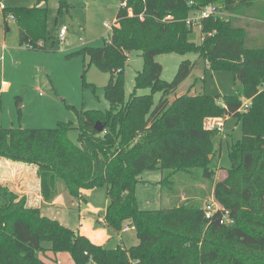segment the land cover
Instances as JSON below:
<instances>
[{
	"label": "trees",
	"instance_id": "16d2710c",
	"mask_svg": "<svg viewBox=\"0 0 264 264\" xmlns=\"http://www.w3.org/2000/svg\"><path fill=\"white\" fill-rule=\"evenodd\" d=\"M47 1L4 12L5 19L11 16L18 26L20 45L45 49L43 42L49 39ZM220 1L233 16L205 18L201 42L192 41L194 29L186 18ZM123 2L127 6H120L104 45L79 51L89 56L90 65L110 74L104 87L110 108L77 112V144L68 136L72 122L38 129L0 125V156L36 165L46 201L56 198L59 180L80 202L86 200L84 189L105 185L109 198L105 224L119 233L126 223H134L139 243L113 248L98 245L57 219L42 215L40 208L29 207L18 193L0 184V196L5 200L0 203V264H47L41 257L46 251L54 253L55 259L69 254L74 264L90 260L95 264H220L223 257L225 264H254L256 257L264 255V45L249 34L246 19L259 14L264 22V1ZM169 15L172 18L166 19ZM133 51H141L144 67L137 72L135 90L126 100L124 67ZM172 53H195L198 58L183 60L175 78L166 81L156 57ZM197 67L232 70L241 88L223 96V102L219 95H193L192 88L177 95L180 84ZM144 87L151 93L138 94V88ZM156 91L162 93L157 104L153 99ZM243 98L251 100L246 112L240 111ZM206 116H235L243 130L240 139L228 143L231 166L228 175L217 181L212 165L221 146L215 148L218 130L203 125ZM97 121L106 124L102 132L95 129ZM191 166L201 168L203 176L213 180L214 197L230 212L233 223H222L221 212L207 218V204L196 202L177 200L157 209L139 206L136 185L144 170H161L157 184L166 201L173 191L168 172ZM247 215L254 228L244 226Z\"/></svg>",
	"mask_w": 264,
	"mask_h": 264
},
{
	"label": "rangeland",
	"instance_id": "374dc122",
	"mask_svg": "<svg viewBox=\"0 0 264 264\" xmlns=\"http://www.w3.org/2000/svg\"><path fill=\"white\" fill-rule=\"evenodd\" d=\"M38 0H0V125L3 128H54L60 121L72 122L73 128L68 136L74 143H78L79 131L78 111L89 109L106 110L110 102L105 97L104 87L107 85L110 74L90 65L89 56L79 53L86 46L99 47L109 38L120 6L121 0H48V31L45 49H31L19 43V30L15 20L4 12L16 7H33ZM218 11L225 18L233 16L224 1L216 3ZM67 25L68 32L64 40L59 37L60 28ZM192 41L201 42L200 29L194 28L190 35ZM195 53L160 54L156 60L163 66L162 78L172 81L185 59L195 61ZM144 67V58L141 51L129 54V60L124 67L126 100H129L135 90L137 72ZM193 95H219V102H223L225 95L235 94L241 88L239 80L235 79L234 72L227 69L204 71L195 68L189 77L178 88L177 95L187 92ZM147 87L138 88V94H150ZM162 93H153L154 103L157 104ZM175 97L170 96L172 101ZM222 124L223 132L218 131L215 138V148L221 146L212 165L215 171L214 181L224 179L228 175L231 159L227 146L233 139H240L243 135L242 125L235 116L210 117L206 116L203 125L215 130ZM211 159L214 154H211ZM173 180L166 201L161 196L158 182L162 178L161 170H144L140 174V181L136 185V196L142 209H157L163 205H171L179 200L182 203L196 202L202 206L208 204L214 197L213 180L203 176L201 168L191 166L187 170H172L168 172ZM86 201L69 193L62 192V201L45 206L42 213L57 219L61 223L77 231L81 222H96V228L102 225L98 222L99 215H103L108 205L107 187L96 186L89 189ZM173 202H172V199ZM5 200L0 196V203ZM80 205V206H79ZM82 208L83 211L80 212ZM98 210L85 212L86 208ZM84 216V217H83ZM249 215L242 220L245 227L255 226L248 220ZM109 239L106 246L109 248L126 245L131 247L139 243L136 230L119 233L108 231ZM226 243V242H225ZM232 247L231 242H227ZM236 252V251H235ZM237 253V252H236ZM54 253L46 251L41 254L47 264H54L61 260L62 264H74L69 254L53 257ZM254 264H264V255L255 258ZM225 264L224 257L219 261ZM87 264H95L90 260Z\"/></svg>",
	"mask_w": 264,
	"mask_h": 264
},
{
	"label": "crops",
	"instance_id": "0c3cea01",
	"mask_svg": "<svg viewBox=\"0 0 264 264\" xmlns=\"http://www.w3.org/2000/svg\"><path fill=\"white\" fill-rule=\"evenodd\" d=\"M258 17H261V15L259 14H256L254 16L250 15L247 16L246 20H248L247 22H249L250 24L249 34L252 37L258 39L260 44L264 45V22L259 20ZM0 184L18 193L21 198H24L26 200V204L29 207L40 208L41 212L43 208H45V206L54 205L62 201L61 199L62 192L63 195L64 194L67 195L65 183L59 180L56 185L58 191L56 198L52 201H46L41 193V178L39 176L38 167L34 164H29L23 161H16L2 156H0ZM89 191H90L89 189H84L82 193L84 195H88ZM108 203H109V198H108ZM79 209H81L80 212L83 211L81 207ZM84 211L85 212L95 211L98 214V210L94 209L93 207H89V208L87 207L86 210ZM106 211L107 208L105 209L104 214L99 215L98 217V222L102 225L101 227L96 228V222H94L91 217L90 222L89 221L81 222L77 231L90 238L94 243L98 245L106 246V242L109 239L108 231L111 230L105 224L104 221V216L106 214ZM42 215L44 214L42 213Z\"/></svg>",
	"mask_w": 264,
	"mask_h": 264
},
{
	"label": "built area",
	"instance_id": "2783aa9c",
	"mask_svg": "<svg viewBox=\"0 0 264 264\" xmlns=\"http://www.w3.org/2000/svg\"><path fill=\"white\" fill-rule=\"evenodd\" d=\"M122 6H127L126 2L122 3ZM218 6L217 5H209L206 8H203L201 10L193 12L189 17L186 18V24L190 28H199L201 30L202 25H203V20L205 18L210 17L211 15H219L221 18H225L221 13L217 12L218 11ZM129 12L132 15L133 11L131 8H129ZM172 16L169 15L167 16L166 19H171ZM68 32V27L67 25H64L60 28V33L59 37L61 40H64L67 36ZM251 106V100L248 98H243L242 106L240 108V111L246 112L249 110ZM216 129L219 132H223V127L222 124H218ZM216 212H221V222L225 224H231L234 222V219L230 216V212L227 210H224L222 206L219 204V202L214 198L213 200H210L209 203L206 205V217L211 218L214 216ZM124 231H130V230H136L137 227L134 223H126L123 227ZM57 264H62L61 260L57 261Z\"/></svg>",
	"mask_w": 264,
	"mask_h": 264
},
{
	"label": "water",
	"instance_id": "95a60500",
	"mask_svg": "<svg viewBox=\"0 0 264 264\" xmlns=\"http://www.w3.org/2000/svg\"><path fill=\"white\" fill-rule=\"evenodd\" d=\"M105 123L104 122H101V121H97L96 124H95V129L98 131V132H102L105 128Z\"/></svg>",
	"mask_w": 264,
	"mask_h": 264
}]
</instances>
